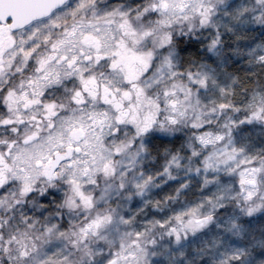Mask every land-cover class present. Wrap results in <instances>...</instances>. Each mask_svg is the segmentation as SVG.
Masks as SVG:
<instances>
[{
    "label": "clouds",
    "instance_id": "obj_1",
    "mask_svg": "<svg viewBox=\"0 0 264 264\" xmlns=\"http://www.w3.org/2000/svg\"><path fill=\"white\" fill-rule=\"evenodd\" d=\"M0 264H264V0H0Z\"/></svg>",
    "mask_w": 264,
    "mask_h": 264
}]
</instances>
